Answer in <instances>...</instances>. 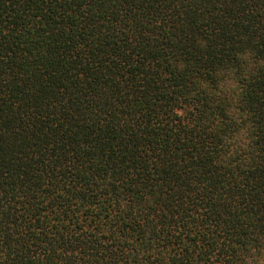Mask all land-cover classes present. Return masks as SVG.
Here are the masks:
<instances>
[{"label":"trees","instance_id":"16d2710c","mask_svg":"<svg viewBox=\"0 0 264 264\" xmlns=\"http://www.w3.org/2000/svg\"><path fill=\"white\" fill-rule=\"evenodd\" d=\"M261 258L264 0H0V264Z\"/></svg>","mask_w":264,"mask_h":264},{"label":"clouds","instance_id":"9594fccd","mask_svg":"<svg viewBox=\"0 0 264 264\" xmlns=\"http://www.w3.org/2000/svg\"><path fill=\"white\" fill-rule=\"evenodd\" d=\"M244 134L246 135L247 133L245 132ZM249 264H251V260H249ZM260 264H264V258L260 259Z\"/></svg>","mask_w":264,"mask_h":264}]
</instances>
